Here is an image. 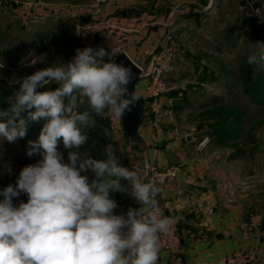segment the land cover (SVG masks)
Listing matches in <instances>:
<instances>
[{
    "label": "rangeland",
    "instance_id": "rangeland-1",
    "mask_svg": "<svg viewBox=\"0 0 264 264\" xmlns=\"http://www.w3.org/2000/svg\"><path fill=\"white\" fill-rule=\"evenodd\" d=\"M94 2L0 0V111L9 108L8 98L19 88L15 80L54 63H68L78 48L103 47L108 51L106 47L112 42L105 34L93 30L85 42L76 34V25L108 15L136 17L145 22L146 27L130 40L129 48L123 47L141 64L168 28L177 51L165 77L160 121L154 127L146 117L142 124L147 153L131 148L122 132L110 130L106 112L95 117L96 127L83 129L89 138L77 151L82 159L104 160V149L111 145L120 165L138 169L142 179L144 167L150 164L176 167L172 180L184 174L203 176L208 193L198 201L201 206L215 207V215H202L204 222L215 228L211 235L217 237V226L225 223L238 230L241 240L237 249L217 257V264L234 256L244 259L234 264H264V70L247 64L254 43L264 42V0H217V12L201 21L197 17L182 21L185 13L175 11L181 17L175 14L179 19H165L164 27L150 10L138 12L123 6L117 13L105 14L106 4L98 12ZM28 36L41 45L30 54L22 47ZM59 86L52 83L37 90ZM85 110L91 111L87 98L82 97L77 111ZM37 138L34 134L15 143L0 141V190L14 185L24 166L42 159L40 155H26L28 141ZM203 139L205 145H201ZM58 150L67 162L70 150L64 148L62 139ZM81 174L92 178L90 171ZM185 194L176 192L175 198L182 199ZM112 198L118 203L116 214L140 207L127 193H114ZM20 201L27 202V195L21 194L13 202ZM192 216L179 215L176 225L190 223ZM256 216H260L258 223L253 220Z\"/></svg>",
    "mask_w": 264,
    "mask_h": 264
},
{
    "label": "clouds",
    "instance_id": "clouds-1",
    "mask_svg": "<svg viewBox=\"0 0 264 264\" xmlns=\"http://www.w3.org/2000/svg\"><path fill=\"white\" fill-rule=\"evenodd\" d=\"M254 44L247 64L264 70V42ZM112 51L78 48L68 63L15 80L19 88L0 111V141L24 138L29 121L45 123L26 150L42 159L0 190V264H158L161 236L171 227L156 210L161 188L120 165L111 145L104 160L82 159L77 151L89 138L83 129L96 127L95 117L107 111L120 118L140 98L128 92L132 71L115 63ZM52 83L60 86L37 90ZM82 97L91 111H77ZM61 139L70 150L67 162L58 150ZM89 171L91 180L81 174ZM114 193H127L140 207L116 214ZM21 194L27 202L14 204Z\"/></svg>",
    "mask_w": 264,
    "mask_h": 264
},
{
    "label": "crops",
    "instance_id": "crops-1",
    "mask_svg": "<svg viewBox=\"0 0 264 264\" xmlns=\"http://www.w3.org/2000/svg\"><path fill=\"white\" fill-rule=\"evenodd\" d=\"M211 1L212 0H113L107 3L103 10L105 14H112L114 11L117 13L116 10L118 8L121 9L123 6L134 8L138 12L145 11V13H147L148 10H150V13H152L154 17L161 19L158 24L164 27L162 22L165 19L176 17V15L179 17V15L183 13H185V15H183L182 21L188 22L192 20L193 17L199 18L200 21L207 19L206 16L210 13H206L204 10ZM213 3L212 12L215 14V12H217V0H213ZM163 7L165 11L162 13ZM176 7L183 8L180 14L173 11ZM28 37L29 38L23 42L22 47L24 50L27 49L28 54H30L32 51L35 52L38 48H41V45L37 40H32L30 36ZM134 37H136V35L131 36L125 42L124 46L127 45L129 48V42ZM106 39L112 42L109 38L106 37ZM124 52L136 64H141L132 58L130 50H124ZM142 88V84L138 82L136 92L140 96ZM143 137L146 140L145 136ZM203 179L204 177L201 175H177L175 179H169L161 189L164 195V201L167 202L166 211L173 216L176 221L181 218L179 215H183V213L193 215L189 217L190 223L185 222L183 225L177 226L179 233H181L183 237L181 254L186 264H216L217 257L237 249L241 244V240H238V230L233 226H226L225 223L221 226H217V231L219 232L217 237L211 235L215 228L211 227V224L204 222L203 216L206 213L215 215L214 213H216V210L214 206L206 207L205 205L201 206L199 204L198 200H200L201 195L205 196L206 193H208L206 192L207 186H204L202 183L205 181ZM176 192L186 194L180 199V197L175 198ZM206 198H208V196H206ZM188 231H191L193 236L187 233ZM207 234L210 235L207 236ZM159 264H172V262L167 255H161Z\"/></svg>",
    "mask_w": 264,
    "mask_h": 264
},
{
    "label": "built area",
    "instance_id": "built-area-1",
    "mask_svg": "<svg viewBox=\"0 0 264 264\" xmlns=\"http://www.w3.org/2000/svg\"><path fill=\"white\" fill-rule=\"evenodd\" d=\"M113 0H95L94 6L96 11H101L102 6ZM213 0L206 7L204 11L211 13L213 11ZM182 7H176L173 11L180 12ZM168 25L172 24L168 22ZM167 26V24H165ZM146 27L145 22H141L136 17L122 16V15H108L92 23L84 25H76V34L86 42L90 35V32L95 30L106 35L112 41L111 45L106 48L108 52L112 51V58L117 54L124 52L123 47L125 42L133 35L141 33ZM102 46V45H101ZM103 46L104 43H103ZM177 45L174 41V35L172 31L166 28L161 36V39L156 43L154 49L150 52L148 57L142 64H137L141 69V76L139 83L142 84L141 97L144 98V105L146 107V115H148L152 126L156 127L160 121L162 111V96L166 91V74L171 70L172 63L175 58L177 51ZM121 118H116L106 111V119L108 128L115 132H122L121 129ZM206 139L201 140V145H205ZM176 167H165L161 168L157 165L150 164L143 169V180L145 182H155L159 188L162 189L166 182L176 175ZM3 199V197L1 198ZM157 204L156 210L163 216L169 218L170 221V232L167 235L161 236V250L159 254L158 264L161 259V255H167L172 264H186L183 257L180 255V250L183 243V237L179 233L176 225V220L166 211L167 202L164 201V195L161 194L156 197ZM257 223L260 222V216L253 218ZM254 224V223H253ZM193 236L191 231H188ZM244 259L239 256L233 258H227L221 261L219 264H234L241 262ZM217 264V262H216Z\"/></svg>",
    "mask_w": 264,
    "mask_h": 264
},
{
    "label": "water",
    "instance_id": "water-1",
    "mask_svg": "<svg viewBox=\"0 0 264 264\" xmlns=\"http://www.w3.org/2000/svg\"><path fill=\"white\" fill-rule=\"evenodd\" d=\"M115 63L130 68L132 71V82L127 86L129 93H134L140 97L130 111H126L121 118V129L124 137L131 148L144 154L148 151L146 140L141 135L143 118L146 115L144 98L137 94L136 88L141 76L139 66L125 53L121 52L112 58ZM189 137H187V140Z\"/></svg>",
    "mask_w": 264,
    "mask_h": 264
},
{
    "label": "trees",
    "instance_id": "trees-1",
    "mask_svg": "<svg viewBox=\"0 0 264 264\" xmlns=\"http://www.w3.org/2000/svg\"><path fill=\"white\" fill-rule=\"evenodd\" d=\"M123 15H128V14H123ZM146 117H148V115H145V117L143 118V122H144V119ZM148 119H149V117H148ZM44 123H45L44 120L33 121L27 128L26 136L24 138H22V139L32 137L34 134H37L39 136L40 130H41V128H42Z\"/></svg>",
    "mask_w": 264,
    "mask_h": 264
}]
</instances>
